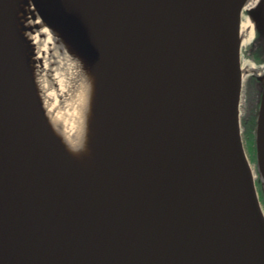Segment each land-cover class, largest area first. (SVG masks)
Returning <instances> with one entry per match:
<instances>
[{
	"label": "water",
	"instance_id": "obj_1",
	"mask_svg": "<svg viewBox=\"0 0 264 264\" xmlns=\"http://www.w3.org/2000/svg\"><path fill=\"white\" fill-rule=\"evenodd\" d=\"M32 2L45 22L77 37L99 62L104 60V45L93 26L106 27L121 14L168 16L189 28L201 68L186 111L171 99L165 108V161L162 182L155 191L150 264H217L219 225L203 199L216 172L230 184L254 256L264 263V225L240 130L241 11L237 2ZM58 3L64 6L61 12ZM249 14L264 47V23L256 12ZM118 59L123 99L137 107V48L123 50ZM16 70L0 14V264H124L121 245L87 207L37 130ZM258 80L262 84L254 145L264 191L260 178L264 174V77ZM179 110L185 111L181 119ZM131 114L133 124L135 114Z\"/></svg>",
	"mask_w": 264,
	"mask_h": 264
},
{
	"label": "bare ground",
	"instance_id": "obj_2",
	"mask_svg": "<svg viewBox=\"0 0 264 264\" xmlns=\"http://www.w3.org/2000/svg\"><path fill=\"white\" fill-rule=\"evenodd\" d=\"M235 1L240 11L256 12L264 23V0ZM57 5L61 12L64 6ZM0 14L29 114L57 165L121 245L123 263L150 264L155 191L165 161V108L171 99L186 111L200 74L201 55L191 31L168 16L121 14L106 27L93 26L104 45V60L99 62L77 37L45 22L32 0H0ZM250 19L240 20V52L252 38L255 21ZM129 47L137 48L139 57L137 107L124 101L118 83V56ZM253 74L257 80L264 77V67L260 73L253 66L241 68L242 87ZM185 111L179 110L180 119ZM115 124L124 134L117 135L113 148L128 137L127 146L119 160L96 164L90 142L99 158L108 154V147H99ZM250 174L255 183L251 168ZM213 176L203 199L219 225L217 264H264L254 256L230 184L217 172ZM260 178L264 184L263 173Z\"/></svg>",
	"mask_w": 264,
	"mask_h": 264
},
{
	"label": "rangeland",
	"instance_id": "obj_3",
	"mask_svg": "<svg viewBox=\"0 0 264 264\" xmlns=\"http://www.w3.org/2000/svg\"><path fill=\"white\" fill-rule=\"evenodd\" d=\"M247 19L254 21V19L250 16L249 11L242 9L240 12V20L245 21ZM256 36H257L256 24L254 22L251 41L247 43V45L242 49L240 53V66L241 68H243L244 66H249V67L253 66L255 68H258V72L260 73L261 69L264 67V63L254 62L253 59L249 56V52H248L252 44L255 42ZM55 45H59V43L57 42V44ZM252 78L257 79L256 75L254 76L253 74L246 80V82L245 81L243 82V87H242L240 99H239V120H240V130H241V138H242L244 153L247 158V161L249 162V166L255 175L254 184L256 187V192H257V196H258L261 208L264 212V191L262 190L260 182H259V174H258L256 157H255V145H254L255 144V128L251 130V128H249L248 125L245 124V120H247L251 116L255 115V118H256L258 108H259V103H260V95H261L260 89L255 88L257 84L256 85L255 83L253 84L254 81L251 80ZM257 83L259 84V87L261 88L260 85L262 84V81L258 80ZM252 87H253V90H252ZM131 119L128 122H130L129 125L131 124L132 126L133 121ZM124 124L126 126L127 122H125ZM244 124L246 125L247 129L244 127ZM121 126H123V123ZM119 130H120V125L115 124L112 128H110L105 138L102 136L103 146L101 145L99 149L101 150L106 147H108L109 149L107 148V151H106L108 154L106 155L103 154L101 158L97 156L98 153H97V149L95 148L96 145L94 141L90 142V145L92 147L91 149H93L92 150L93 152L91 151L93 153L92 155L93 162L95 160L96 164H100L102 161L113 162V161L119 160L120 158L119 152L125 147L127 140H128V137H127L125 140L119 142L118 148H113L112 143H114V145L118 144L117 135L124 134L123 132H120ZM82 161L86 163L85 159ZM86 167L90 169L88 164L86 165Z\"/></svg>",
	"mask_w": 264,
	"mask_h": 264
},
{
	"label": "trees",
	"instance_id": "obj_4",
	"mask_svg": "<svg viewBox=\"0 0 264 264\" xmlns=\"http://www.w3.org/2000/svg\"><path fill=\"white\" fill-rule=\"evenodd\" d=\"M254 43L256 44L257 52L260 51L263 54V56H264V47H263L262 43L260 42V40L258 38V35L256 36V39H255ZM248 52H249V56L251 58H254V61H256L257 63L264 62V59L263 60L259 59L260 57L258 56L257 52H251L250 49H249ZM251 80L254 81L253 84L254 83L256 84L258 82V80L256 78H252ZM255 120H256L255 115H253L250 118H248L247 120H245V124L248 125V127L251 128V130H252V129L255 128Z\"/></svg>",
	"mask_w": 264,
	"mask_h": 264
},
{
	"label": "flooded vegetation",
	"instance_id": "obj_5",
	"mask_svg": "<svg viewBox=\"0 0 264 264\" xmlns=\"http://www.w3.org/2000/svg\"><path fill=\"white\" fill-rule=\"evenodd\" d=\"M250 50H251V52H257V48H256V44L255 43L252 44V46L250 47ZM257 53H258V56L260 57L259 59L263 60L264 59L263 54L260 51L257 52ZM252 59L254 61V58H252ZM254 62H256V61H254Z\"/></svg>",
	"mask_w": 264,
	"mask_h": 264
}]
</instances>
